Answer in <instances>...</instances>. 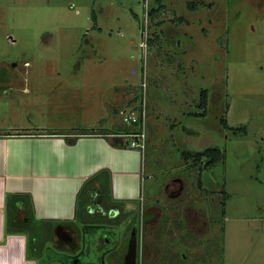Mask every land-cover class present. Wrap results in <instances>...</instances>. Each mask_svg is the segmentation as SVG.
<instances>
[{
  "label": "rangeland",
  "instance_id": "obj_1",
  "mask_svg": "<svg viewBox=\"0 0 264 264\" xmlns=\"http://www.w3.org/2000/svg\"><path fill=\"white\" fill-rule=\"evenodd\" d=\"M137 115L141 264H264V0H0V131Z\"/></svg>",
  "mask_w": 264,
  "mask_h": 264
},
{
  "label": "crops",
  "instance_id": "obj_2",
  "mask_svg": "<svg viewBox=\"0 0 264 264\" xmlns=\"http://www.w3.org/2000/svg\"><path fill=\"white\" fill-rule=\"evenodd\" d=\"M127 133L63 126L0 131V264H44L61 251L53 238L59 224L73 227L80 215L130 214L143 199L144 174L143 149L127 145ZM177 179L179 193L169 198L184 190L174 178L165 192Z\"/></svg>",
  "mask_w": 264,
  "mask_h": 264
},
{
  "label": "flooded vegetation",
  "instance_id": "obj_3",
  "mask_svg": "<svg viewBox=\"0 0 264 264\" xmlns=\"http://www.w3.org/2000/svg\"><path fill=\"white\" fill-rule=\"evenodd\" d=\"M176 184L178 185L171 184L168 186L170 188H174V186L179 188L181 181L177 180ZM111 208L112 210L116 209L114 206ZM142 211L143 215L139 219L140 223L136 219V215H116L114 212L109 215L80 217L73 227L60 223L59 227H63L69 234L68 240L62 241L57 235L56 229L53 238L61 251L59 250L60 253H55L54 255L52 253L48 254L44 264H141L147 245L139 230H142L150 218H146L147 213H151L147 208ZM98 213L101 214L102 212ZM96 228L119 229L120 234H116L113 238L110 237L111 235L108 231L99 235L94 231ZM87 235H89V240L93 241L90 243H94V247L97 248L96 251L99 253L97 259L85 257V250H83V246L81 247V242L86 243ZM44 236L46 240L48 237L46 234ZM84 257L86 259L82 260Z\"/></svg>",
  "mask_w": 264,
  "mask_h": 264
},
{
  "label": "built area",
  "instance_id": "obj_4",
  "mask_svg": "<svg viewBox=\"0 0 264 264\" xmlns=\"http://www.w3.org/2000/svg\"><path fill=\"white\" fill-rule=\"evenodd\" d=\"M144 8H145V18L147 17V1H145L144 3ZM142 46H144V42L141 43ZM141 116V115H137V116H127L125 117L126 120H130L132 123L135 122V121H138V117ZM140 126H139V129L130 133V134H126V135H129L131 138L128 140L130 143H129V146L130 147H133V148H139V149H143L144 148V144H145V128H144V119H142V116H141V120H140Z\"/></svg>",
  "mask_w": 264,
  "mask_h": 264
},
{
  "label": "trees",
  "instance_id": "obj_5",
  "mask_svg": "<svg viewBox=\"0 0 264 264\" xmlns=\"http://www.w3.org/2000/svg\"><path fill=\"white\" fill-rule=\"evenodd\" d=\"M154 10H155V9H154ZM152 12H153V11H150L149 13H150L151 15H153L154 13H152ZM140 120H141V116L138 117V121L133 122V124H134L133 126H135L136 129H132V130H131L130 132H128L127 134L132 133V132H134V131H136V130L139 129L140 122H141ZM222 122H223L225 125H227L225 119H223ZM126 143H127V142H126ZM118 144H120V143H118ZM120 145H125V142L122 143V144H120ZM210 151H213V149H212V148H208V149H205L204 151H198V152H195V153H193V154H191V155H189V156H192V157H193V160H194L195 162H199V161L202 159V157H205V154H207V152L209 153ZM213 161H214V158H211V162H213Z\"/></svg>",
  "mask_w": 264,
  "mask_h": 264
},
{
  "label": "water",
  "instance_id": "obj_6",
  "mask_svg": "<svg viewBox=\"0 0 264 264\" xmlns=\"http://www.w3.org/2000/svg\"><path fill=\"white\" fill-rule=\"evenodd\" d=\"M205 162H207V159L205 160ZM57 235L59 236V238L62 240V241H67V237H68V232H66L63 227L59 228L57 231Z\"/></svg>",
  "mask_w": 264,
  "mask_h": 264
}]
</instances>
